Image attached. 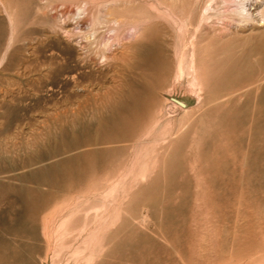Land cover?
<instances>
[{
	"label": "rangeland",
	"instance_id": "rangeland-1",
	"mask_svg": "<svg viewBox=\"0 0 264 264\" xmlns=\"http://www.w3.org/2000/svg\"><path fill=\"white\" fill-rule=\"evenodd\" d=\"M242 1L0 0V264H264Z\"/></svg>",
	"mask_w": 264,
	"mask_h": 264
},
{
	"label": "bare ground",
	"instance_id": "bare-ground-1",
	"mask_svg": "<svg viewBox=\"0 0 264 264\" xmlns=\"http://www.w3.org/2000/svg\"><path fill=\"white\" fill-rule=\"evenodd\" d=\"M246 0H243L242 2H241V9H240V16L242 17V18H247L249 15V13L246 11V8H245V6H244V2H245ZM179 19H180V17H179ZM180 20H182V19H180ZM180 27V26H179ZM180 31H182L181 29H179ZM64 61V60H63ZM62 61V62H63ZM64 63V62H63ZM65 64V63H64ZM71 64V63H70ZM67 65V64H66ZM194 68V67H193ZM192 68V69H193ZM195 69V68H194ZM194 72H195V70H193ZM182 75V74H181ZM44 236V235H43Z\"/></svg>",
	"mask_w": 264,
	"mask_h": 264
}]
</instances>
